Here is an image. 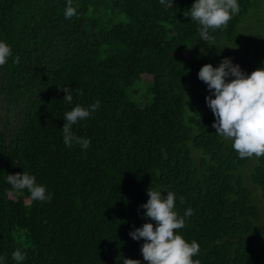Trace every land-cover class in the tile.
<instances>
[{
    "label": "trees",
    "instance_id": "1",
    "mask_svg": "<svg viewBox=\"0 0 264 264\" xmlns=\"http://www.w3.org/2000/svg\"><path fill=\"white\" fill-rule=\"evenodd\" d=\"M76 2L78 14L66 19L67 0H0V39L19 57L0 66L5 264H123L121 254L147 264L143 239L129 233L155 226L140 207L149 187L174 192L179 215L194 209L177 231L199 243L200 264H264L262 213L251 188L264 201V156L247 175L249 157L216 134L213 112L187 110L194 86L209 95L198 78L204 64L216 67L220 56L243 49V71L264 67V0H238V14L210 30L208 42L184 15L194 0ZM137 81L148 90L139 102L129 95ZM97 100L98 110L73 125L90 146H65L64 113ZM23 170L46 185L51 201L32 202L26 189L11 188L7 174ZM17 248L23 261L11 256Z\"/></svg>",
    "mask_w": 264,
    "mask_h": 264
},
{
    "label": "clouds",
    "instance_id": "2",
    "mask_svg": "<svg viewBox=\"0 0 264 264\" xmlns=\"http://www.w3.org/2000/svg\"><path fill=\"white\" fill-rule=\"evenodd\" d=\"M167 7L174 0H159ZM79 4L76 0H67L64 9L66 19L78 14ZM238 0H194L186 17H190L199 25V38L208 42L210 30L227 25L239 12ZM9 58L18 62L19 57H13L11 45L0 39V66L6 64ZM198 78L209 89L205 97L207 106L214 114L212 127L216 134L225 140L232 141V147L241 158L264 156V67L257 68L248 74L241 70L239 64H234L229 57H224L218 66L211 63L204 64L198 71ZM66 93L63 97L68 103L73 102L70 87L61 88ZM100 106L97 100L85 107L76 104L64 113L65 123L61 130L63 143L67 147L78 145L86 150L91 139L78 136L73 132V125L80 120L89 118ZM7 183L13 190H27L30 201H51L52 194L43 183L37 182L36 175L23 170L14 174H7ZM166 190V195H162ZM148 199L140 207L145 209L144 218L155 221L145 222L135 227L129 235L133 240L143 239L140 251L147 264H200L194 259L200 252V245L196 240H186L178 229L185 227V218L193 215L194 209L188 207L183 215L175 210L176 194L164 188L147 190ZM183 201V197L180 198ZM15 261H23L25 254L17 248L11 253ZM123 264H141L139 259L126 258L121 254L117 261ZM0 264H5V257L0 255Z\"/></svg>",
    "mask_w": 264,
    "mask_h": 264
},
{
    "label": "rangeland",
    "instance_id": "3",
    "mask_svg": "<svg viewBox=\"0 0 264 264\" xmlns=\"http://www.w3.org/2000/svg\"><path fill=\"white\" fill-rule=\"evenodd\" d=\"M261 18L264 21V14L262 15ZM255 23L256 22L254 20L253 23L250 25V32L256 31ZM244 48L245 49H249V47L247 45ZM246 54H247V50L244 51L243 49H241V50H239L238 54H233V55L228 56V57L231 58V60H232V62L234 64H239L240 67H241V70L243 71V67H245L244 63L246 61V57H245ZM224 57L225 56H220L217 59V61H221ZM133 87L137 88L138 92L136 94H134V95L133 94H129L130 97L133 100L137 101V102L143 101V97L148 92L147 86H145L144 83H142L141 81H137L133 85ZM206 96H207L206 93H203L202 91H199V88L194 86L191 89V92L189 93L188 99H187V110H188V113H193L194 111H197L198 115L206 116L207 113L209 111H211V109L206 104V100H205ZM257 160H258V157H256V156L249 157L248 165L246 166V169H245L246 170L245 172H247V175L249 174V172L251 173V172L254 171V167H255V165L257 163ZM243 172H244V169H243ZM247 179H248L247 181L249 182V177ZM247 181H246V183H247ZM251 188H252L253 191L257 189L256 190L257 192H255V198H256L255 202L259 206L260 211L262 213V215L260 216L261 219L258 222L257 226L264 228V201H263L262 197L260 198L261 189L258 186H256V185H251ZM259 194H260V196H259ZM263 238H264V236H263ZM141 264H142V261H141Z\"/></svg>",
    "mask_w": 264,
    "mask_h": 264
}]
</instances>
